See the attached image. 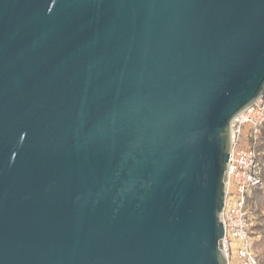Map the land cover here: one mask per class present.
Returning <instances> with one entry per match:
<instances>
[{"label":"water","instance_id":"water-1","mask_svg":"<svg viewBox=\"0 0 264 264\" xmlns=\"http://www.w3.org/2000/svg\"><path fill=\"white\" fill-rule=\"evenodd\" d=\"M263 97L264 0H0V264H227Z\"/></svg>","mask_w":264,"mask_h":264},{"label":"built area","instance_id":"built-area-1","mask_svg":"<svg viewBox=\"0 0 264 264\" xmlns=\"http://www.w3.org/2000/svg\"><path fill=\"white\" fill-rule=\"evenodd\" d=\"M264 126V97L239 115L231 126L232 149L227 170L226 194L221 222L223 253L227 264H259L252 252L248 197L262 187V166L257 153Z\"/></svg>","mask_w":264,"mask_h":264},{"label":"rangeland","instance_id":"rangeland-1","mask_svg":"<svg viewBox=\"0 0 264 264\" xmlns=\"http://www.w3.org/2000/svg\"><path fill=\"white\" fill-rule=\"evenodd\" d=\"M264 126L262 127L257 151L260 154L262 166V187L252 190L248 197V211L250 213L251 229L249 238L252 252L259 264H264ZM263 131V132H262Z\"/></svg>","mask_w":264,"mask_h":264},{"label":"trees","instance_id":"trees-1","mask_svg":"<svg viewBox=\"0 0 264 264\" xmlns=\"http://www.w3.org/2000/svg\"><path fill=\"white\" fill-rule=\"evenodd\" d=\"M263 131H264V129H263ZM263 131H262V132H263ZM257 153L259 154V152H258V151H257ZM259 161H260V154H259ZM260 164H261V161H260Z\"/></svg>","mask_w":264,"mask_h":264}]
</instances>
